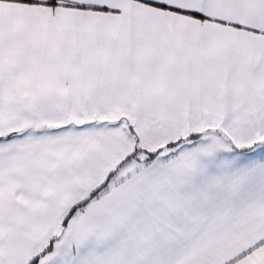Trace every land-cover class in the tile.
I'll list each match as a JSON object with an SVG mask.
<instances>
[{"label":"crops","instance_id":"0c3cea01","mask_svg":"<svg viewBox=\"0 0 264 264\" xmlns=\"http://www.w3.org/2000/svg\"><path fill=\"white\" fill-rule=\"evenodd\" d=\"M38 99L184 137L72 204L95 126ZM3 100L0 264H264V0H0Z\"/></svg>","mask_w":264,"mask_h":264},{"label":"rangeland","instance_id":"374dc122","mask_svg":"<svg viewBox=\"0 0 264 264\" xmlns=\"http://www.w3.org/2000/svg\"><path fill=\"white\" fill-rule=\"evenodd\" d=\"M25 103L22 106L33 110L35 119L39 115L41 117L39 121L42 123H45L42 118L43 111H49L55 116L61 111L67 113V115L69 114L67 116L69 121L84 122L87 120L82 124L95 126L90 127V133L79 147H72L65 152V154H70L68 157L73 163L69 174L71 182L73 181L72 186H67L65 191L66 197L67 195L71 196L72 204L86 202L94 192L101 190L100 188L104 184L108 186L118 183L126 171L134 169L138 162H145L148 154L142 153L143 150L150 154L161 147L167 146V143L184 137L181 136L183 131L171 129L169 126L156 123L153 124L154 126L151 124L146 125L147 123L144 126L142 125L144 121L135 118H130V120L129 117L124 115L95 111L94 108H91V112H96L95 118L90 119V112L86 113L84 110V113H80L78 111V109L87 108L86 106L75 107L76 104L70 100L38 99L25 100ZM3 108L11 109L10 100L2 101L0 114L3 112ZM74 112L76 113L73 114ZM27 121L22 127L25 128L29 125ZM134 125L137 126L136 129ZM8 134L10 133L2 135L10 137L11 134L9 136ZM131 135L134 137H131ZM167 148L163 154L169 153L170 147ZM20 150L22 154L26 152L23 146L18 148V151ZM5 153H13V150L11 151L10 148L4 149L2 154ZM130 156H133L132 159L121 165ZM74 207L68 210L65 220H67L68 214Z\"/></svg>","mask_w":264,"mask_h":264},{"label":"trees","instance_id":"16d2710c","mask_svg":"<svg viewBox=\"0 0 264 264\" xmlns=\"http://www.w3.org/2000/svg\"><path fill=\"white\" fill-rule=\"evenodd\" d=\"M190 137H191V138H199V137H201V134H195V135H192V136H190ZM170 145H173V143H171V144H167V146L161 147V148H159L158 150H156L155 152H151L150 154L143 150L142 153H146V154H148V157H147V159L145 160L144 164L151 163V162L155 159V157H156L157 155H159V154H163L164 151H165L166 149H168L167 147H168V146L170 147ZM132 157H133V156H130L129 158L125 159V161L122 162L121 165H123L124 163H127L130 159H132ZM106 185H107V184H104L100 189L102 190L103 187H105ZM101 190H98V191L94 192V193L92 194V197H94V196H98V195H99V192H100ZM87 201H88V200H87ZM87 201H86V202H87ZM72 213H73V210L70 211V213L68 214L67 219H70V218H71Z\"/></svg>","mask_w":264,"mask_h":264}]
</instances>
